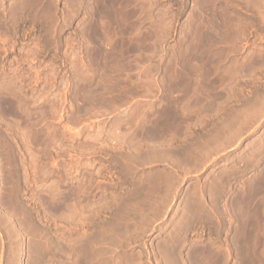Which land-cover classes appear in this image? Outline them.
Here are the masks:
<instances>
[{
	"label": "rangeland",
	"instance_id": "1",
	"mask_svg": "<svg viewBox=\"0 0 264 264\" xmlns=\"http://www.w3.org/2000/svg\"><path fill=\"white\" fill-rule=\"evenodd\" d=\"M0 264H264V0H0Z\"/></svg>",
	"mask_w": 264,
	"mask_h": 264
},
{
	"label": "bare ground",
	"instance_id": "2",
	"mask_svg": "<svg viewBox=\"0 0 264 264\" xmlns=\"http://www.w3.org/2000/svg\"><path fill=\"white\" fill-rule=\"evenodd\" d=\"M206 36H207V35H206ZM206 36H205V37H206ZM157 140H158V139H157ZM258 187H259V186H258ZM260 187H261V186H260ZM253 193H254V192H253ZM248 194H249V193H248ZM246 197H247V196H246ZM250 197H251V196H250ZM236 201H237V200H236ZM250 201H251V200H250ZM240 203H241V201H240ZM249 206H250V205H249ZM239 208H240V207H239ZM240 209H242V208H240ZM243 209H244V208H243ZM245 211H246V210H245ZM245 211H244V212H245ZM234 212H235V211H234ZM247 212H248V211H247ZM239 215H240V214H239ZM239 225H240V224H239ZM242 225H243V224H242ZM242 225H241V226H242ZM241 229H242V228H241ZM239 233H240V232H239ZM239 233H238V234H239ZM253 237H254V236H253ZM237 241H238V240H237ZM242 244H243V243H242ZM251 245H252V244H251ZM249 247H250V246H249ZM262 247H263V246H262ZM247 248H248V247H247Z\"/></svg>",
	"mask_w": 264,
	"mask_h": 264
}]
</instances>
